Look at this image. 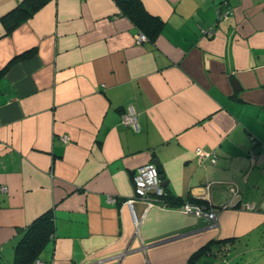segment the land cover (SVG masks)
<instances>
[{
  "label": "crops",
  "instance_id": "obj_1",
  "mask_svg": "<svg viewBox=\"0 0 264 264\" xmlns=\"http://www.w3.org/2000/svg\"><path fill=\"white\" fill-rule=\"evenodd\" d=\"M142 1L164 21L143 42L114 0H50L6 36L0 21V262L53 209L35 264H264V0H226L223 20V0ZM149 162L218 225L148 208L134 177Z\"/></svg>",
  "mask_w": 264,
  "mask_h": 264
},
{
  "label": "trees",
  "instance_id": "obj_2",
  "mask_svg": "<svg viewBox=\"0 0 264 264\" xmlns=\"http://www.w3.org/2000/svg\"><path fill=\"white\" fill-rule=\"evenodd\" d=\"M50 0H20L12 9L0 17L4 26L3 36L11 34L19 25L29 19L37 10ZM119 8V14L127 16L135 26L144 33L148 39H154L162 30L164 21L151 14L142 0H114ZM34 53L29 50L17 58H25ZM169 205L181 204L178 197L168 192L162 197ZM193 201V200H191ZM201 203L200 201H194ZM55 216L53 209H49L38 215L28 225L20 229V237L14 247V258L12 263L0 264H35L40 253L55 236ZM211 249V247H208ZM200 251L195 253L198 257ZM194 259L188 264H192Z\"/></svg>",
  "mask_w": 264,
  "mask_h": 264
},
{
  "label": "built area",
  "instance_id": "obj_3",
  "mask_svg": "<svg viewBox=\"0 0 264 264\" xmlns=\"http://www.w3.org/2000/svg\"><path fill=\"white\" fill-rule=\"evenodd\" d=\"M227 1L223 0L222 6L217 9V19L223 20L229 17L233 13L232 9L227 5ZM148 38L144 33H139L138 41L143 42ZM123 123L138 129V112L134 106H129L127 111L123 115ZM64 140H68L69 137H63ZM195 155L200 162L205 160H211L212 162L217 161V156L214 152L203 149L202 147H197L195 149ZM135 193L136 197L143 199L149 207L157 204L165 194V190L161 185L159 178V171L155 163L149 162L145 165L140 166L135 174ZM7 186H0V190L6 191ZM236 194V190L234 191ZM135 198H131L127 201L128 206L134 212ZM229 206L231 204H228ZM184 213H192L197 216H205L211 221V226L218 225V214L213 208L208 207L203 203L197 202H185L178 206ZM250 207V206H249ZM136 225L141 222L140 218L135 217ZM139 222V223H138ZM40 263V262H38Z\"/></svg>",
  "mask_w": 264,
  "mask_h": 264
},
{
  "label": "water",
  "instance_id": "obj_4",
  "mask_svg": "<svg viewBox=\"0 0 264 264\" xmlns=\"http://www.w3.org/2000/svg\"><path fill=\"white\" fill-rule=\"evenodd\" d=\"M156 166L158 167L159 178L161 180V185H165L164 182H165L166 178H165V175H163V173H162V169L160 168V163L156 162Z\"/></svg>",
  "mask_w": 264,
  "mask_h": 264
}]
</instances>
